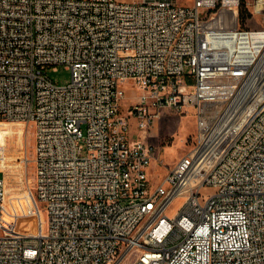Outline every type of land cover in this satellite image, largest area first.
<instances>
[{"label": "built area", "instance_id": "2783aa9c", "mask_svg": "<svg viewBox=\"0 0 264 264\" xmlns=\"http://www.w3.org/2000/svg\"><path fill=\"white\" fill-rule=\"evenodd\" d=\"M191 107L194 147L156 182L146 133ZM11 122L46 218L15 231L0 176V264H264V0H0Z\"/></svg>", "mask_w": 264, "mask_h": 264}, {"label": "rangeland", "instance_id": "374dc122", "mask_svg": "<svg viewBox=\"0 0 264 264\" xmlns=\"http://www.w3.org/2000/svg\"><path fill=\"white\" fill-rule=\"evenodd\" d=\"M188 4L191 0H180ZM251 27H256L255 22H250ZM47 75L59 85L71 81V71L65 65L55 68L49 67ZM127 96L134 97L136 90L131 87L130 82L125 83ZM127 100L121 107L120 113H127ZM0 123V176L5 177L7 197L6 207L9 210V221L14 222L15 231L34 233L40 222L44 223L45 213L38 202L35 204L34 190L28 197V186L32 187L34 173V129L31 123ZM196 131V115L194 108L177 113L164 110L155 122L154 126L146 133V139L154 145V159L150 164L149 171L153 180L161 181L168 170L185 154L193 148V138ZM138 136V134H135ZM159 159V160H158ZM214 188L204 186L201 195L211 194ZM33 195V196H32ZM184 198L176 197L171 202L167 213L173 216L177 208L182 204Z\"/></svg>", "mask_w": 264, "mask_h": 264}, {"label": "trees", "instance_id": "16d2710c", "mask_svg": "<svg viewBox=\"0 0 264 264\" xmlns=\"http://www.w3.org/2000/svg\"><path fill=\"white\" fill-rule=\"evenodd\" d=\"M240 14L242 17V21L245 20L246 16L249 14L248 9L246 8V5L243 3L241 9H240Z\"/></svg>", "mask_w": 264, "mask_h": 264}, {"label": "bare ground", "instance_id": "6f19581e", "mask_svg": "<svg viewBox=\"0 0 264 264\" xmlns=\"http://www.w3.org/2000/svg\"><path fill=\"white\" fill-rule=\"evenodd\" d=\"M24 126H26V125L24 124Z\"/></svg>", "mask_w": 264, "mask_h": 264}]
</instances>
